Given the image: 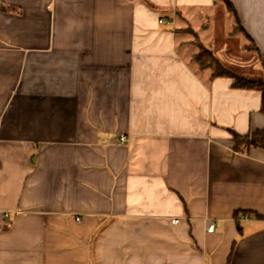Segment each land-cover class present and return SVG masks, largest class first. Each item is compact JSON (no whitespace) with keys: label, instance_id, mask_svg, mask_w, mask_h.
Wrapping results in <instances>:
<instances>
[{"label":"crops","instance_id":"0c3cea01","mask_svg":"<svg viewBox=\"0 0 264 264\" xmlns=\"http://www.w3.org/2000/svg\"><path fill=\"white\" fill-rule=\"evenodd\" d=\"M207 59L264 80V0H0V264H264L262 92Z\"/></svg>","mask_w":264,"mask_h":264},{"label":"trees","instance_id":"16d2710c","mask_svg":"<svg viewBox=\"0 0 264 264\" xmlns=\"http://www.w3.org/2000/svg\"><path fill=\"white\" fill-rule=\"evenodd\" d=\"M201 52L205 55V50L201 49ZM209 58V57H208ZM210 59V58H209ZM207 59V60H209ZM216 65V73L218 76L230 77L234 79L233 87L239 89H257L262 92V111L264 112V80L256 79V78H248L242 77L234 74L233 72L225 69L220 61L217 59H212ZM210 61H205L204 66L206 64L209 65ZM232 132V141L234 144V150L246 151L247 149L261 148L264 149V129L257 130L254 132H250L245 135L238 134L234 131ZM260 220H264V216L257 215L256 216Z\"/></svg>","mask_w":264,"mask_h":264},{"label":"rangeland","instance_id":"374dc122","mask_svg":"<svg viewBox=\"0 0 264 264\" xmlns=\"http://www.w3.org/2000/svg\"><path fill=\"white\" fill-rule=\"evenodd\" d=\"M196 44V43H195ZM197 44L198 45H200V43H199V41H197ZM210 61V63H209V65L211 64V65H213L214 66V68H215V70H216V65H215V63H214V61H212V60H209ZM224 67V66H223ZM229 67H230V69H234L236 66H231V65H229ZM225 69H227L226 67H224ZM238 68L236 67V70H237ZM245 69H248L249 71H250V66H245ZM228 70V69H227ZM230 71V70H229Z\"/></svg>","mask_w":264,"mask_h":264},{"label":"built area","instance_id":"2783aa9c","mask_svg":"<svg viewBox=\"0 0 264 264\" xmlns=\"http://www.w3.org/2000/svg\"><path fill=\"white\" fill-rule=\"evenodd\" d=\"M162 22V21H161ZM126 140V138L125 137H120V141L121 142H124ZM0 171H1V169H0ZM173 222L174 223H179V220L178 219H175V220H173ZM214 231V225H211L209 228H208V232H213Z\"/></svg>","mask_w":264,"mask_h":264}]
</instances>
